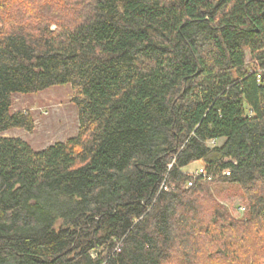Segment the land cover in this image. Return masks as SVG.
<instances>
[{"label":"trees","instance_id":"trees-1","mask_svg":"<svg viewBox=\"0 0 264 264\" xmlns=\"http://www.w3.org/2000/svg\"><path fill=\"white\" fill-rule=\"evenodd\" d=\"M65 85L75 136H0V264H264V0H0V134Z\"/></svg>","mask_w":264,"mask_h":264},{"label":"rangeland","instance_id":"rangeland-1","mask_svg":"<svg viewBox=\"0 0 264 264\" xmlns=\"http://www.w3.org/2000/svg\"><path fill=\"white\" fill-rule=\"evenodd\" d=\"M24 111L32 115L34 130L29 133L22 129H13L0 134L3 137H18L26 141L35 151H40L55 142H65L77 134L79 128L78 108L72 100V89L69 85L46 89L37 94H14L11 112ZM220 145V141L208 142ZM204 162H193L184 171L190 174H204ZM234 217H241L245 211L244 203L235 197L231 200L221 198Z\"/></svg>","mask_w":264,"mask_h":264},{"label":"built area","instance_id":"built-area-1","mask_svg":"<svg viewBox=\"0 0 264 264\" xmlns=\"http://www.w3.org/2000/svg\"><path fill=\"white\" fill-rule=\"evenodd\" d=\"M257 78H259V76ZM223 174L226 175V176H228L229 175V172L228 171H224ZM195 175H197V174H195Z\"/></svg>","mask_w":264,"mask_h":264},{"label":"crops","instance_id":"crops-1","mask_svg":"<svg viewBox=\"0 0 264 264\" xmlns=\"http://www.w3.org/2000/svg\"><path fill=\"white\" fill-rule=\"evenodd\" d=\"M196 162H199V163L201 162V163H202L203 161H196ZM194 163H195V162H194ZM191 164H192V163H191ZM189 166H190V165H189ZM187 168H188V167H187Z\"/></svg>","mask_w":264,"mask_h":264}]
</instances>
